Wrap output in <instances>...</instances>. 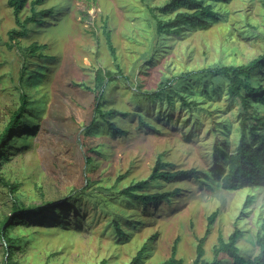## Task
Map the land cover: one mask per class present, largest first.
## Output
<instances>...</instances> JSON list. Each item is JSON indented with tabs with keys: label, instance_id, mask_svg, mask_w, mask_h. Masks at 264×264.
Wrapping results in <instances>:
<instances>
[{
	"label": "rangeland",
	"instance_id": "1",
	"mask_svg": "<svg viewBox=\"0 0 264 264\" xmlns=\"http://www.w3.org/2000/svg\"><path fill=\"white\" fill-rule=\"evenodd\" d=\"M30 1L20 13V21L30 16ZM170 1L44 0L35 10L52 8L51 13L42 14L40 24L28 23L23 35L12 8L0 0V132L18 107L21 93L36 102L38 114L33 128L17 129V135L27 134V144L20 145V139L12 143L1 165L5 179L18 188L12 194L0 183V219L12 214L14 199L24 205H42L85 190L118 214L121 227L129 231L127 237L117 239L108 225L112 214L82 200L78 211L62 207L46 222L31 216L26 224L12 229L19 238L32 235L15 250L14 258L20 263L99 264L106 259V264H126L151 236V251L142 264H159L168 258L176 240V257L190 263L213 212L216 216L204 243L205 260L213 258L218 236L226 239L236 227L241 231L237 241L240 254L257 252L254 236L258 220L264 218L263 186L226 190L213 179L207 188L206 182L181 176L146 188L148 192L178 189L170 202L135 207L119 202L118 191L148 177L160 153L165 162H171L166 167L171 171L207 170L212 163L215 140L207 130L215 119L210 111L216 103L212 107L203 104L202 127L187 138L193 120L179 109L171 89V104L164 94L158 101H147L140 94L173 87L182 72L194 73L218 63H246L264 51V0L218 4L216 8L224 9L226 15L208 28L180 36L157 35L154 15L173 16L174 10L165 13L160 9ZM10 31H15L13 39ZM32 44L45 48L32 53ZM99 68L110 71L114 80L105 75L98 87L95 75ZM164 81L166 85L161 86ZM98 95L102 96L103 113L97 114ZM217 104L226 106L223 101ZM236 109L230 110L233 119ZM110 110L126 116L113 115ZM106 120L123 134L110 132ZM87 126H95L93 135L87 136ZM232 130L234 150L238 139L235 122ZM88 154L92 163L86 159ZM247 195L253 200L244 209ZM60 215L69 223L66 229L59 226ZM126 216H132L127 222L136 223L135 228L125 224ZM4 248L0 239V264ZM220 257L223 264H231L225 254Z\"/></svg>",
	"mask_w": 264,
	"mask_h": 264
},
{
	"label": "trees",
	"instance_id": "2",
	"mask_svg": "<svg viewBox=\"0 0 264 264\" xmlns=\"http://www.w3.org/2000/svg\"><path fill=\"white\" fill-rule=\"evenodd\" d=\"M6 2L12 8L14 22L18 26H21L23 35L27 33L26 26L28 23L40 24L44 21V18H40V16L42 14H50L52 11V8H47L37 12L34 6L42 4L44 0H32L30 1V16L20 21V13L26 7L29 0H6ZM230 2L231 0H171L169 4L160 9L165 13L174 10V14L167 18L154 15L156 19L155 32L157 35L180 36L193 29L208 28L211 24L221 21L226 15L224 9L216 8V6L218 4L225 5ZM180 7H185L186 9L182 10ZM13 32L15 31H10L9 36L11 39H13ZM109 45L111 52H113L114 50L110 42ZM43 48H45L44 45L36 44H32L29 47L32 53L41 51ZM39 56L50 59V57L42 53H39ZM105 75L108 76L110 81L114 80L110 71L103 72L99 68L95 75V82L98 87L103 84ZM110 81L108 83H111ZM160 85H166V82L164 81ZM170 89L174 93L173 96H176L174 101L179 103V109H184L188 112V118L191 121L193 120L187 138L197 135L202 127L203 118L200 112L203 109V104L208 103V107H212V103H216L214 110L210 111V114L215 119L207 130V134L214 135L215 140L212 147L211 166L207 170H198L196 168L179 171L167 170L166 167L171 162H165L163 160V153H160L156 159L153 171L148 177L131 182L118 191V195L121 197V201L119 200V202H125L126 205L133 207L139 206L141 203L159 204L170 202L171 197L177 194L178 189L173 191L155 190L154 192H148L146 188L151 184L154 185L160 181L168 182L181 176L200 180L202 183L206 182L207 188L210 187L213 179L215 183L226 190H236L252 186L264 187V51L246 63H218L215 66L201 68L198 72H182L173 84V87L166 86L153 93H142L140 96L145 97L147 101H158L163 99L164 94L168 97L166 99L167 103L171 104L172 94ZM100 95L102 94L100 93ZM100 95L97 97L95 108L97 114L98 111L103 113L100 109V101L102 99ZM220 101H223L226 106L222 107L218 105L217 103ZM34 103L36 102L27 98L25 93H21L19 95L18 107L12 112L7 124L0 132V183L8 186L12 194L15 193L18 184L10 183L5 179L2 174L1 165L8 157V149L12 143H16V140L20 139V145L27 144L25 138L27 134H17L21 129L33 128L37 124L36 117L38 114ZM232 107L238 108L235 111L236 120L231 118L233 114L230 115ZM109 112L113 115L119 113L116 110H110ZM119 114L126 116L124 113ZM100 116L104 117L102 114ZM139 121L140 123L142 122L140 117ZM234 122L237 125L236 132L238 133V139L235 143V148H233L234 150H231L230 139L231 135H233ZM104 123L113 134H123V131L110 121L106 120ZM94 127H86V131L90 130L89 133H86L87 136L88 134L93 135ZM95 148L97 146L90 147L88 153L95 150ZM86 159L88 163H92L89 154ZM215 175H217V179L214 177ZM87 183L88 185L91 184V179ZM84 191L82 190L77 193H73L72 191V194L64 197L61 202L51 201L45 202L42 205H24L19 200L14 199L11 205L12 214L10 216L5 215L0 219V239L5 244L4 259L1 264H22L14 258L15 250L32 239V235L19 238L12 233V229L18 225L26 224L27 217L32 216L46 222L48 221V217H54V213H60L62 207L76 208L78 211L82 200L91 201L95 207L99 206L101 208L100 211L112 214V210L109 211L111 208L107 207L105 203V206H102L104 201L100 203L96 197H91L89 194H85ZM114 198V196L111 197V199ZM252 200L253 197L247 195L243 208H247ZM107 202L109 201L107 200ZM215 216L216 212L208 216L206 232L197 240L194 260L190 263H185L182 258L176 257V240L171 248L170 256L163 259L159 264H223L222 257H220L221 254H225L231 264H264V218L258 220L259 228L254 236V246L257 248L255 254H248L246 256L240 254L237 248V241L241 235V231L236 227L226 239H223L221 235L218 236L217 244L212 247L213 258L205 260L204 243ZM58 218L60 219L59 226L66 229L69 225L68 221L61 219V215ZM125 219L127 226L134 224L133 228L136 227V223L127 222L130 221L129 219H132V216H126ZM49 220L54 221L50 218ZM108 225L112 227V230L118 237L117 239H123L129 235V231L121 227L119 215L116 213L112 214ZM153 238L154 236H151L143 242L126 264H142L149 257ZM99 264H106V259L101 260Z\"/></svg>",
	"mask_w": 264,
	"mask_h": 264
}]
</instances>
